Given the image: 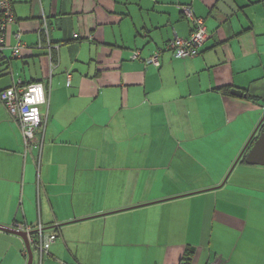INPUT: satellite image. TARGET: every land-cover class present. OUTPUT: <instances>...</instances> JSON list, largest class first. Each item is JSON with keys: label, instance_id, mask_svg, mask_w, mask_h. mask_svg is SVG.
Returning a JSON list of instances; mask_svg holds the SVG:
<instances>
[{"label": "crops", "instance_id": "0c3cea01", "mask_svg": "<svg viewBox=\"0 0 264 264\" xmlns=\"http://www.w3.org/2000/svg\"><path fill=\"white\" fill-rule=\"evenodd\" d=\"M11 1L0 93L42 83L49 104L26 149L0 100V226L57 234L43 264H264V167L237 163L264 118V0ZM184 6L209 31L185 60ZM27 261L0 230V264Z\"/></svg>", "mask_w": 264, "mask_h": 264}, {"label": "built area", "instance_id": "2783aa9c", "mask_svg": "<svg viewBox=\"0 0 264 264\" xmlns=\"http://www.w3.org/2000/svg\"><path fill=\"white\" fill-rule=\"evenodd\" d=\"M185 17L191 22L192 32L188 38L176 36L169 44L168 49L179 59H192L200 55V48L209 38V31L204 20L195 16L190 6H184ZM16 23L13 3L11 0H0V62L5 57V50L11 47L9 42L10 29ZM41 33L50 36V26L47 20H43ZM18 43L13 48V56L21 57L22 51L26 48L21 43V35H16ZM140 58V52L135 51L132 60ZM147 63L160 67V53L156 52ZM67 85H71V74L67 75ZM0 100L8 110L10 116L20 126L23 142L26 149L32 148L37 142L42 148L44 145L43 129L45 128L47 116L42 113V108L48 106L49 99L44 84L34 83L24 86H15L0 93ZM42 133V134H41ZM40 135V137H39ZM14 230L26 233L29 242L37 254L38 260L33 264H43L44 257L49 254L52 245L57 241L58 235L49 232L44 224L36 225L17 224ZM25 254L27 256L26 248ZM34 254V255H35Z\"/></svg>", "mask_w": 264, "mask_h": 264}, {"label": "water", "instance_id": "95a60500", "mask_svg": "<svg viewBox=\"0 0 264 264\" xmlns=\"http://www.w3.org/2000/svg\"><path fill=\"white\" fill-rule=\"evenodd\" d=\"M231 93L233 96H236L239 98L246 97L244 93L240 90H233ZM263 103H264V99H263ZM263 123H264V118L262 119L261 123L258 125L257 129L251 136L246 147L243 149L242 154L237 160V163L242 159L243 155L246 153V151L250 147V143L252 142V140L257 137L253 146L250 148V150L245 156V162L246 164L250 166H263L264 167V129L262 127ZM0 230L6 233L12 234V235H16L24 241L26 252H27V258H28L27 264H33L35 253L29 242L28 235L26 233H21L14 229H9L3 226H0Z\"/></svg>", "mask_w": 264, "mask_h": 264}, {"label": "trees", "instance_id": "16d2710c", "mask_svg": "<svg viewBox=\"0 0 264 264\" xmlns=\"http://www.w3.org/2000/svg\"><path fill=\"white\" fill-rule=\"evenodd\" d=\"M221 91L223 92V93H225V94H229V89L228 88H222L221 89ZM248 96V95H247ZM248 98H250L249 96H248ZM255 102H257L258 100H256V99H253ZM263 129H264V124H263ZM256 139H257V137L256 138H254L253 140H252V142L250 143V147L248 148V150L246 151V153L243 155V157H242V163H244L245 162V156H246V154L248 153V151L250 150V148L253 146V144H254V142L256 141ZM240 160V161H241Z\"/></svg>", "mask_w": 264, "mask_h": 264}, {"label": "rangeland", "instance_id": "374dc122", "mask_svg": "<svg viewBox=\"0 0 264 264\" xmlns=\"http://www.w3.org/2000/svg\"><path fill=\"white\" fill-rule=\"evenodd\" d=\"M247 165H248V164H247ZM249 166H250V165H249ZM250 167L261 168V167H263V166H250ZM257 186H258V185H257ZM34 257H35V260H38V256H37V254H35Z\"/></svg>", "mask_w": 264, "mask_h": 264}]
</instances>
